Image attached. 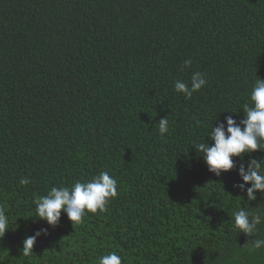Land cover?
Here are the masks:
<instances>
[{
  "label": "trees",
  "instance_id": "trees-1",
  "mask_svg": "<svg viewBox=\"0 0 264 264\" xmlns=\"http://www.w3.org/2000/svg\"><path fill=\"white\" fill-rule=\"evenodd\" d=\"M197 71L207 83L186 99L174 81ZM257 77L264 0H0V207L11 228L0 264H99L113 251L122 264H264L233 217L248 205L264 239V198L249 202L233 188L238 168L217 177L193 147L212 123L244 117ZM100 171L118 181L106 212L80 224L62 212L55 227L34 217L51 187Z\"/></svg>",
  "mask_w": 264,
  "mask_h": 264
},
{
  "label": "clouds",
  "instance_id": "clouds-1",
  "mask_svg": "<svg viewBox=\"0 0 264 264\" xmlns=\"http://www.w3.org/2000/svg\"><path fill=\"white\" fill-rule=\"evenodd\" d=\"M191 64V60L183 61L182 70L189 68ZM206 83L205 75L197 71L191 75L188 82L179 79L174 81V90L183 94L186 99H191L193 93L200 91ZM242 110L244 117L239 121L234 119L233 115H228L225 122L218 123L215 127L212 123L207 139L195 143L193 147L208 166L209 172L217 177L223 172L238 168V176L242 182L233 184V188L241 193L246 192L247 200L251 202L257 200V192L264 198V156L257 159L251 155L264 152V79L256 78L249 94V102L243 104ZM195 122L197 127L201 126L199 119H195ZM169 127L168 116L158 121L161 137L169 132ZM234 158H239V161ZM19 183L28 185L31 180L21 178ZM117 196V179L108 171H100L87 180H76L69 186L51 187L46 195L39 196L34 202V217L55 227L59 224L63 212L72 224H80L88 213L106 212L110 201ZM239 197L243 200V196ZM247 209L248 205H244L233 212L234 225L240 233L254 237L248 242L251 248L260 249L264 247V239L255 238L254 234L257 225L262 222L261 215L253 214ZM9 229V217L0 207V238H3ZM42 234L47 235L48 229H39L34 235L23 240V256L27 257L33 253L37 238ZM98 260L99 264H122V257L115 251L100 256Z\"/></svg>",
  "mask_w": 264,
  "mask_h": 264
}]
</instances>
